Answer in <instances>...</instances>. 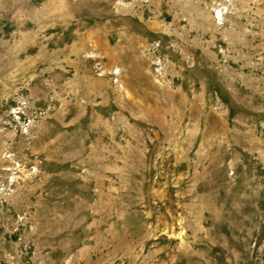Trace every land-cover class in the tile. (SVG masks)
Returning <instances> with one entry per match:
<instances>
[{
	"label": "rangeland",
	"instance_id": "rangeland-1",
	"mask_svg": "<svg viewBox=\"0 0 264 264\" xmlns=\"http://www.w3.org/2000/svg\"><path fill=\"white\" fill-rule=\"evenodd\" d=\"M0 264H264V0H0Z\"/></svg>",
	"mask_w": 264,
	"mask_h": 264
}]
</instances>
